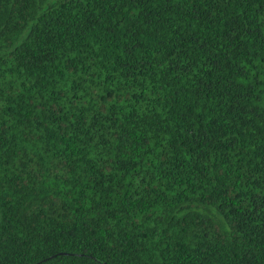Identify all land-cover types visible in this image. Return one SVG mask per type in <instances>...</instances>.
Masks as SVG:
<instances>
[{
  "label": "trees",
  "instance_id": "16d2710c",
  "mask_svg": "<svg viewBox=\"0 0 264 264\" xmlns=\"http://www.w3.org/2000/svg\"><path fill=\"white\" fill-rule=\"evenodd\" d=\"M0 264H264V0H0Z\"/></svg>",
  "mask_w": 264,
  "mask_h": 264
}]
</instances>
